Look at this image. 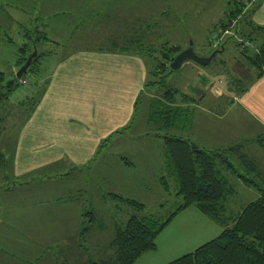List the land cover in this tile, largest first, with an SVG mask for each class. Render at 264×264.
I'll return each instance as SVG.
<instances>
[{
	"label": "rangeland",
	"instance_id": "rangeland-1",
	"mask_svg": "<svg viewBox=\"0 0 264 264\" xmlns=\"http://www.w3.org/2000/svg\"><path fill=\"white\" fill-rule=\"evenodd\" d=\"M93 1L95 0H84L83 3L90 4ZM7 2L8 0H0V3ZM259 2L260 0H136L135 5L126 7V10L131 12L132 9L134 15L138 14V19L129 23L127 29L125 26L122 28L119 32V39L117 38L118 32H115L114 29L107 33H104V28L92 32L95 29L89 27L91 24L77 25L74 22L69 27L68 21L57 14V10H51V1L42 0L40 9L32 10L33 13H31L33 18L39 17L37 24L27 23L24 28L21 26L20 28L11 27L1 31L4 43L0 50L4 54L0 58L4 57L0 62V71L5 72L7 80L14 76L17 77L15 73L22 65L19 60L28 54L22 47L28 45L37 36L40 38L34 45H36L37 52L41 54L34 64L30 65L28 82H22L23 76L17 77L16 85L11 91L9 99L0 106V116L2 117L0 125V255L8 260L7 264H46V252H49V255L54 259L52 261V258L48 256L47 264H91L92 260L101 262L112 257L115 258L118 252L112 246V240L118 227L124 226L128 220L126 209L129 206L132 214L138 210L114 194L145 203L146 209L139 214H155L161 220L168 218L183 201V197L177 194L176 184L175 182L174 185L172 184L170 181L172 178L168 174L166 177L170 178L169 184L164 183L161 179L166 172L167 165L165 141L154 131L162 136L168 132L179 134L180 131H184L182 133L188 134L194 143L206 148L205 143L208 139L201 135L202 128L208 123L219 121L220 116H214L213 113L217 114V109L222 110L227 106L229 108L231 104V98L227 96L229 89L237 91V93H240V90L243 91L251 79L257 75V70L249 66L247 57L243 53V49L249 45L244 41L248 31L243 22L238 26L236 24L233 27L229 26L231 32L221 39V44L216 48L222 49V51L217 53L215 58L206 65L187 60L180 68L172 71L169 68L164 70L166 62L162 63V61L168 60L169 47L179 45L183 50L191 42L198 55H210L215 48L216 38L214 35L223 32L221 23L228 21L230 10L239 7L243 11L242 17L245 18V15H251ZM28 3L30 2L28 1ZM137 25L138 35L136 36ZM124 40L132 44L128 47L147 54L148 80L162 81L156 87H147L144 84V89L140 92V99L137 101L138 106L136 104L138 108L128 124L121 130L131 129L128 133L127 143L133 146V150H136L139 156L133 158L125 155L124 158L122 157L123 167L128 174L117 175L112 185L101 186L103 194H107L106 198L100 192L98 203L95 205H93L92 198L91 210L94 211L96 219L91 220L90 216L86 215L81 226L83 229L91 226L90 231L84 230L80 237L53 239V242L49 244L41 243L42 241L38 240L39 245L36 246V243H33L34 247L26 249V245L36 239L34 236L41 221H36L33 216H26L23 220L24 216L13 215V212L10 211L11 205H6L4 202L7 197H10V194H7L9 191L6 192L5 189L12 181L13 149L19 133V122L26 117V111L19 105L21 102H25L27 116L32 114L33 98L39 100L44 94L47 88V81L44 79L55 70L59 58L82 48H120V42ZM251 46L250 50L254 51L257 43H253ZM165 49L166 51H164ZM157 63H161L158 67L162 70H155ZM16 67L17 71H14ZM216 87H220L221 91L225 89L224 95L216 93ZM41 88L44 91L38 96ZM170 90L175 92L180 106L177 108V129H171L162 124L159 111L163 109L164 103L155 99L162 97L165 92ZM184 93L193 100L188 103L184 102ZM184 106H187L186 109ZM174 110L175 108H173ZM152 113L155 115L153 119ZM226 119L228 121L235 120L230 126V129L234 130L233 133L243 132L238 143L230 144V146H235V150L243 145V142L252 141V138L248 139L251 134H255L253 145L258 150L257 143L264 146V135H261L264 132L261 131V127L242 113L239 108L236 106L231 108L226 114ZM145 131L151 134L147 135ZM132 133L135 135L145 133L144 135H147L148 138L142 136L141 139H138ZM221 134L225 136L226 132L222 131ZM201 138L204 143L200 141ZM119 150L121 153L127 154L125 153L127 149L120 148ZM236 152H227L226 157L239 164L240 159L233 155ZM235 155L238 156V154ZM261 163L264 168V161ZM217 165L223 175L234 178V173L226 167V163L222 159L217 160ZM97 166L98 164H93V167ZM240 168L242 173L258 181L262 186L263 181L258 175L251 172L249 168L246 169L245 165L237 167V169ZM97 169L99 168L92 169V175ZM95 180L99 181L100 178L96 176ZM233 186L235 191L231 195L235 196H233V203L229 202V205L236 213L248 202L247 200L256 196L258 191L251 187V192L246 195L240 185L236 187L233 183ZM109 192L111 194H108ZM4 197L5 200H3ZM13 197L15 195L11 194V198ZM188 207L194 209L197 206L192 204ZM182 211L184 210L180 209L158 234L156 248L143 252L133 264H165L195 250L202 243L220 234L207 229L208 225L206 224H203V227L192 225L190 229H184ZM204 217L221 227L208 215ZM194 231L196 232L194 233ZM170 249L173 251L167 253L166 250ZM115 251L116 255H114ZM1 262L0 260V264Z\"/></svg>",
	"mask_w": 264,
	"mask_h": 264
},
{
	"label": "crops",
	"instance_id": "crops-1",
	"mask_svg": "<svg viewBox=\"0 0 264 264\" xmlns=\"http://www.w3.org/2000/svg\"><path fill=\"white\" fill-rule=\"evenodd\" d=\"M40 1L42 0H8L7 3H0V47L4 43L1 31L11 27L24 28L27 23H38L39 17L33 18L31 13L32 10L40 9ZM50 1L51 10H57V14L68 21L69 27L72 22L77 25L89 23V27L95 29L92 32L104 28V33H107L114 29L118 32L119 39L122 28L125 26L127 29L129 23L138 19V14L134 15L132 9L131 12L126 10V7H133L136 0H95L90 4L83 3L84 0ZM249 18L254 24L264 25V0H260ZM135 40L138 44L137 39ZM131 45L124 40L120 42V48H82L59 58L55 70L44 79L47 81V88L45 91L40 89L44 94L32 114L20 120L13 149L12 181L5 189L6 192L9 191L7 194L10 197L6 200L4 197L3 200L6 205H11L10 211L13 215H22L23 220L26 216H33L36 221H41L34 236L36 239L26 245V249L34 247L33 243L39 245L38 240L49 244L60 237H80L84 231L81 226L86 210L92 207V198L95 205L100 192L104 198L107 196L103 194L101 186L112 185L117 175L128 174L121 158L125 155L133 158L139 156L133 146L127 143L131 129L121 130L135 114L136 101L148 81V56L128 47ZM3 54L0 50V56ZM21 56L23 57L22 54ZM14 71H17V67ZM215 90L221 95L225 93V89L221 91L220 87ZM227 96L231 98L229 108L227 106L222 110L217 109V114L213 113L214 116H220L219 121L208 123L202 128L201 135L208 139L205 143L208 149L228 148L230 144L238 143V139H241L242 131L233 133L234 130L230 129L235 120L226 119L227 112L234 106L259 124L264 132V75L253 77L240 93L229 89ZM222 131L226 132L225 136L221 134ZM145 133L132 134L138 139L142 136L148 138L147 135L151 134L147 132L144 135ZM254 136L255 134H251L248 139L252 138V141L243 142V145L230 152L237 151L235 154L238 156L233 154L240 159L239 164L235 163L236 166L239 168L240 165H245L246 169L249 168L262 179L264 187V168L261 163L264 161V146L257 143L258 150L253 145ZM106 139L108 143L100 149ZM200 141L204 143L202 138ZM120 148L127 149V154L121 153ZM93 164L98 166L93 167ZM95 168L99 169L92 175V169ZM239 171H242L241 168ZM96 176L100 178L99 181L95 180ZM229 179L236 187L240 185L246 195L252 188L258 191L239 174ZM170 181L174 185L175 180L172 178ZM11 194L15 197L11 198ZM259 194L258 191L236 213L229 205V202L233 203L235 195H230L226 200L223 216L232 221ZM182 210L184 229H190L192 225L203 227L206 224L207 229L214 230L217 234L225 227L222 220L204 213L198 206ZM185 211L187 212L184 213ZM126 213L128 218L132 214L129 206ZM207 215L221 227L205 219L204 216ZM90 229L91 226L85 231ZM166 251L168 253L173 249ZM48 256L54 261L49 252H46V264ZM0 260L1 264L8 263L1 255Z\"/></svg>",
	"mask_w": 264,
	"mask_h": 264
},
{
	"label": "trees",
	"instance_id": "trees-1",
	"mask_svg": "<svg viewBox=\"0 0 264 264\" xmlns=\"http://www.w3.org/2000/svg\"><path fill=\"white\" fill-rule=\"evenodd\" d=\"M258 5L259 3L254 10ZM242 12L239 7L237 9L232 8L228 14V21L222 22L221 26L225 30L234 21H236L237 26L241 22H245L248 32L247 38L244 41L248 42L246 44L249 45L243 49V53L247 57L249 66L257 70V76H262L264 75V25L254 24L249 18V15H245V18L242 17ZM39 38L37 36L32 42L30 41L28 45L23 47L28 54L33 51L35 47L34 43L36 44ZM253 43H257V47L254 51H251L250 48ZM216 48H213V51ZM180 51L181 47L179 45H173L168 48V60L162 61V63L166 62L164 70L165 68H169L173 71L170 66L171 62ZM28 54L20 60L21 64L27 60ZM39 55L41 54L37 52L31 66ZM160 64L157 63L156 71L162 70L158 67ZM29 69L23 76L30 73ZM16 82V76L7 80L5 72L0 73V106L7 102L6 100L9 99V95L15 87ZM161 82L158 80H148L146 86L156 87ZM41 93L39 92L38 96ZM183 95L184 102L188 103L190 100H193L188 94L184 93ZM34 99L36 98H33V107L35 108L40 99ZM139 99L140 97H138L137 101ZM155 99L164 103L163 109L159 111L162 124L171 129H177V108L180 106L175 92L173 90L167 91L162 97ZM25 104V102H21L19 107L26 111V117H24L28 118ZM186 107L184 106L185 109ZM173 108H175L174 111ZM153 118H155V115L152 113ZM1 123L2 117L0 116V125ZM182 132L184 131H180L179 134L168 132L162 136L154 131L156 135L163 137L165 141L164 149L167 165L166 172L161 179L164 183L169 184V179L173 178L176 182L177 194L183 197V201L171 212L167 219L161 220L155 214H139L146 209L145 203L136 199L123 197L120 194H114L116 197L122 198L131 206L135 207L138 212L131 214L125 225L119 226L116 230L115 237L112 240V246L117 250V256L101 262L92 260L91 264H133L143 252L156 248L158 234L180 209L192 204L198 206L204 213L222 220L225 227L217 237L202 243L195 250L187 252L165 264H264V187L258 181L242 175L235 166V163L226 157V153L234 150L235 146L207 149L196 143L198 146L195 148L192 146L193 140L190 136ZM107 143L108 141L106 139L100 145V149L104 148ZM218 159H222L226 163V167L234 175L239 174L243 176L260 193L240 213L235 215L232 219L233 222L224 217L223 212L226 209V200L234 193L235 189L229 179L230 177L223 175L218 167ZM166 174L170 178H167ZM168 188L169 186L166 190ZM85 215H89L91 220L96 219L94 211L91 209H87ZM89 227H85L84 230H88ZM114 255H116V251Z\"/></svg>",
	"mask_w": 264,
	"mask_h": 264
},
{
	"label": "water",
	"instance_id": "water-1",
	"mask_svg": "<svg viewBox=\"0 0 264 264\" xmlns=\"http://www.w3.org/2000/svg\"><path fill=\"white\" fill-rule=\"evenodd\" d=\"M34 46L35 47H34L33 51L27 57V60L21 65L20 69L17 71V77L18 78H21L23 76V74L28 71L30 65L32 64L33 58L37 54L36 45H34ZM220 51H222V49L221 50L220 49H216L208 56H200L195 51L194 47L192 46V42H191V45L189 47L181 50L174 57V59L172 60L170 66H171L172 69H178V68L181 67L183 62L186 61V60H193V61H195L197 63L202 64V65H206L209 62H211L215 58L217 53H219ZM192 146L196 148L198 145H196V143L192 142Z\"/></svg>",
	"mask_w": 264,
	"mask_h": 264
},
{
	"label": "built area",
	"instance_id": "built-area-1",
	"mask_svg": "<svg viewBox=\"0 0 264 264\" xmlns=\"http://www.w3.org/2000/svg\"><path fill=\"white\" fill-rule=\"evenodd\" d=\"M234 22H236V21H234ZM232 23L231 25H230V27H233L236 23ZM230 27H228L227 29H225V30H223V32L222 33H220L219 35H218V33H216V35H214V37L216 38V40H215V47H218L221 43H220V41H221V39L226 35V34H228V33H230L231 32V28ZM28 80H29V77H28V73L27 74H25L23 77H22V82L23 83H27L28 82Z\"/></svg>",
	"mask_w": 264,
	"mask_h": 264
}]
</instances>
